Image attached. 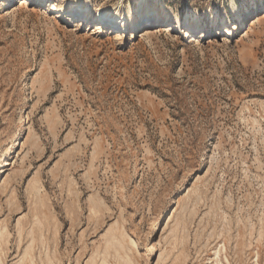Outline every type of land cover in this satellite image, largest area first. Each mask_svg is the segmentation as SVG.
I'll list each match as a JSON object with an SVG mask.
<instances>
[{"label": "rangeland", "instance_id": "1", "mask_svg": "<svg viewBox=\"0 0 264 264\" xmlns=\"http://www.w3.org/2000/svg\"><path fill=\"white\" fill-rule=\"evenodd\" d=\"M18 1L0 264H264V0H85L125 32Z\"/></svg>", "mask_w": 264, "mask_h": 264}, {"label": "snow or ice", "instance_id": "2", "mask_svg": "<svg viewBox=\"0 0 264 264\" xmlns=\"http://www.w3.org/2000/svg\"><path fill=\"white\" fill-rule=\"evenodd\" d=\"M67 7V14L73 19L88 17V22L93 26H99L102 29L107 30L110 26L109 14L106 11H101L99 15H96L91 10V5L86 3L85 0H77L76 3L69 2ZM243 7V5H241ZM207 23L206 18H193L192 20L181 19L180 26L186 31L190 32V29L202 27Z\"/></svg>", "mask_w": 264, "mask_h": 264}, {"label": "bare ground", "instance_id": "3", "mask_svg": "<svg viewBox=\"0 0 264 264\" xmlns=\"http://www.w3.org/2000/svg\"><path fill=\"white\" fill-rule=\"evenodd\" d=\"M26 1H35L34 5H38V4L40 5V4H43V3L46 4L50 0H19L18 2L19 3H26ZM254 8L257 9V7H254ZM50 10H51V13L52 14H61V13H65L66 12L65 9L64 8H61V7H51ZM251 10L252 9L247 8L246 9L247 14H250L251 13ZM154 14L157 15V13H155V12H154ZM156 15H152V17H148V18H152V19H154V21H156V17H155ZM84 18H86V17H84ZM145 18L148 19L147 17H141V18L136 19V20H131L130 19L129 20V23H130V25H133L135 22H140V21H142ZM121 20L122 21H125V19H121ZM122 21H120V19H114V18L109 17V23H110L111 28L115 29V27H116L119 31L125 32L127 27L124 25V23L122 24ZM225 33L228 34V35L230 34L228 29L225 30Z\"/></svg>", "mask_w": 264, "mask_h": 264}]
</instances>
